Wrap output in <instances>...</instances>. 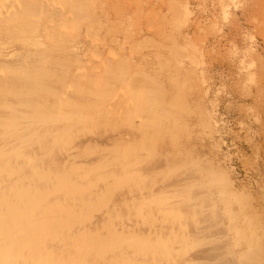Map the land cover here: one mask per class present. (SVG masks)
<instances>
[{"label":"bare ground","instance_id":"6f19581e","mask_svg":"<svg viewBox=\"0 0 264 264\" xmlns=\"http://www.w3.org/2000/svg\"><path fill=\"white\" fill-rule=\"evenodd\" d=\"M33 1L0 0V264H109L114 256H119L114 259L118 260V264H127L129 258H132V264H240L241 262L246 264L245 260L249 263L253 262L255 259L250 261L251 257H244L245 260L240 257L238 253H245L242 250L237 253L238 255L232 253L233 251L229 249L231 245L228 247L230 251L226 250L231 236L228 233L235 229L230 222L236 214L234 217L229 210L234 197L231 200L230 197L221 195L222 198H228L227 202H223L222 214L229 219L228 226L230 225L232 230H229L230 226L224 229L223 224L217 220L222 218L221 212L218 215L219 209L214 208V202L220 199L219 195L223 189L219 188L221 186H216L215 176L211 175L212 173L202 172L204 166H201L200 172L199 166L197 165L196 168L195 165L198 169L197 175L191 171L190 177L186 174V176L180 175L174 178L171 176L174 174V167H171L173 173L171 172V175L167 177L164 175L166 179L168 178L167 180L161 177L165 180L160 178L161 180L158 179V181L154 177L155 183L146 186L149 183L148 180L153 179V174L156 175V172L159 174L157 170H161L167 164L166 160L170 158L166 159V156L157 157L156 160L152 158L151 162L148 159L152 157L151 155L145 157L148 153L153 156L158 155L153 149H148L147 136L149 135L144 125L149 121L147 119L150 115L149 109L142 106V102L135 103L136 97L141 96L148 88L139 89L142 85L138 82L142 76L136 78L137 74H135L136 76L131 79L125 72L120 74L122 69L115 66L122 61L128 67L140 68L149 65L151 78L160 82L164 71L160 62L166 57L177 56L183 50L182 45L174 44L172 37L175 27H178L176 20L181 14L179 4L183 1L126 0L129 3L133 2L135 7L146 8V12H142L143 21L139 23V28L145 30L144 37L147 39L149 36L153 37L152 40H148L149 42L146 41L147 43L144 37L134 36L133 32L139 31L138 28L130 29L135 19L132 21L126 16L124 21L127 23L122 21L123 24H128L125 27H118V20L108 24L105 19H103L105 21L98 20L97 15L100 14L98 10L102 7L95 9L97 10L95 17L89 14L86 17L87 7L83 12L86 0H36V4ZM114 3L111 0L106 3L111 11L116 6ZM91 5L94 6V3ZM164 6L167 8L166 13L163 11ZM189 7L192 6L189 5ZM200 8L202 12L203 7L200 6ZM203 12L206 14L204 10ZM81 17L86 19L80 24ZM190 19L189 21L200 29L205 23L200 20V17ZM37 23L43 24L45 40H35L34 45L46 44L52 52L48 48L45 50L53 55L40 57L37 65L31 66L30 62L34 60L30 61L27 55L17 52L12 43L15 39L25 45V41L32 36L33 27H37ZM79 35L85 41L86 52L77 56ZM140 35L143 34L140 33ZM165 36L168 39H165ZM60 54L66 55L59 57ZM134 58H138L136 62H133ZM46 64L51 65L52 68H48ZM132 70L134 72V69ZM155 80L153 81L156 82ZM131 98H134V102H131ZM147 100L150 101V98ZM120 101L124 102L117 104ZM158 109L156 107V111ZM114 125L118 126L117 130L112 127ZM102 126L106 127L102 129L106 130L105 132H99L100 128L99 131L96 130ZM115 149H118V152H114ZM116 152L119 154H115ZM145 158L148 161H145ZM157 159L160 162L156 163ZM180 159L179 157V161ZM159 163L162 165L161 168L157 167ZM179 165L182 168L183 163ZM167 168L170 169V165ZM123 176L128 177L121 180ZM82 180L84 181L82 196L90 199V203L94 206L102 202L96 194L103 189L114 188L118 192V197L115 198L116 194H114V207L118 209L115 208L113 213L109 210L110 206L108 210L113 215L109 216L110 218L105 216L107 225L116 228L111 234H116L118 238L119 242H115L120 248L118 252L109 253L110 250H106L104 256L98 255L100 258L94 254L95 252L92 253L90 246L93 239L88 238L87 244H82V240L79 239V236L84 233L80 231L83 229L78 220L79 224L73 227L56 228L55 224L62 222L56 218L62 219L65 216H62L63 211L51 213L47 210L48 206L55 205L58 199L61 200L59 191L63 192L67 186L72 188ZM219 180L222 182L221 179ZM38 189L43 195L41 200L34 198L38 196L36 195ZM230 191L226 189L223 193ZM105 196V198L108 197L106 194ZM84 197L83 200L86 201ZM128 201L134 213L129 211L130 209L129 214L120 213L119 220L116 219L117 223H115L114 218L118 210L124 209ZM66 202H69V206L73 205L70 204V199ZM62 205L68 208L67 203ZM77 207L78 212L75 209L76 213L73 211L72 215L79 213L80 206ZM109 211L107 213H110ZM154 211L159 214L151 218L149 213ZM167 211L178 214L175 217L162 216ZM82 212L80 211L84 214ZM142 212L144 215H140ZM213 212L219 218L216 217V219L217 215L213 216ZM99 215L97 217H101V221H104V216ZM85 217L88 216L85 215ZM98 219L96 218L94 223L97 220L99 224ZM64 220V222L67 221L66 218ZM70 222L73 223L74 219ZM250 225L252 226L251 223ZM96 227L98 229V226ZM96 227H92L95 229L93 231H97ZM256 227L258 229V225ZM235 231L238 232L237 229ZM259 231H261L260 228ZM254 235L257 234L254 233ZM237 239H239L238 236ZM200 241H203L201 246ZM131 244L138 245V252L134 250V253L142 254V258L141 255L138 256L139 258L137 255L129 256L128 250ZM116 245L114 244L115 247ZM252 245L251 242L249 247L251 248ZM257 253L262 257L261 252L257 251L256 255ZM248 254L249 252L245 255ZM258 260L256 259L257 262L254 261L253 264L261 262Z\"/></svg>","mask_w":264,"mask_h":264},{"label":"rangeland","instance_id":"374dc122","mask_svg":"<svg viewBox=\"0 0 264 264\" xmlns=\"http://www.w3.org/2000/svg\"><path fill=\"white\" fill-rule=\"evenodd\" d=\"M28 1L30 2V0ZM106 1L109 2L110 0H89V1L86 0V5L85 7L83 6V12H85V8L87 7L86 11L88 13H86L87 15L85 16L87 17L89 14L95 17L94 14L97 12V10L95 9L97 7H102L103 9L100 8L98 10L100 11L98 13L101 14V15L100 14L97 15L98 20L100 21L106 20L108 24L115 23L116 21L114 22V20H118L117 22L119 23L118 27L119 26L125 27L128 26V24H125L127 22H125L124 20H126V16L130 17L132 21L135 19L134 21L136 22V24H134L135 22L133 21V24L131 25L132 28L130 27V29L133 28L139 29V31L133 32L135 34L134 36H136L137 38H141V36L144 37L145 30L144 29L141 30L139 28V23L143 21L142 12L144 13L146 12V8L144 6L135 7L133 6V2L129 3L126 2V0H111L113 1V3L114 1H116L114 3L116 4V6L115 8L113 7L111 11V8L108 7ZM182 1L183 3L179 4L181 14L176 20L178 24L177 25L178 29L175 27V30L172 33V37L174 44H176V46L182 45L183 50L180 52V54H177V56L175 55L174 57H166V59L164 58L165 62L163 60L160 62V64H162L160 66H163L164 69L163 71L164 77L162 76L160 82H157V80L151 78L149 72L150 69L149 65L141 66L140 68L138 66L128 67L122 61L120 63H116L115 66L122 69L119 72L120 74H122V72H125L129 77H131V79L133 78V76H136L135 74H137L136 78L144 76L143 77L144 79L142 77L141 80L140 78H138L140 80V82H138L140 83L139 85L143 86V87L140 86L139 89L143 90L144 87H147L149 89V90L146 89L148 95L146 92H144L141 96L138 95V97H136L137 99L135 98L136 99L135 103L142 102L141 103L142 106H145V108L149 109L148 114L150 115H148L147 117L149 121H147V124L144 125V127L146 126L145 128L147 129L149 135L147 136L148 137L147 142L149 144L148 149H153L155 154L157 152L159 156L158 155L153 156L152 154L146 152L148 154L145 157L151 155L152 157H148L149 161L151 162L152 160H156L157 157L166 156L165 157L166 159L169 158L171 159V161L170 159L166 160L167 164L166 163L165 164L168 166L163 164L165 165L163 166L164 168L160 163L159 166L157 165V167L160 168L162 167L163 169L162 168L161 170L158 169L157 171H159L158 172L159 174H157V172L156 175L153 174L152 176L153 179L148 180L149 183L146 184V186L152 185L153 182L156 181V179L157 180L162 179L164 181L166 179L165 177L169 176V174L171 175L172 172L171 169L173 167H174L173 172L175 175L174 174L171 175L173 176L172 178L177 176L179 177L180 175L186 176V174H188L187 177H190V175L192 176L191 174L192 172L194 173L198 171L201 172V168L204 166L202 172L208 173L209 171V174L212 173L211 175L215 176L214 178L216 181V186L218 187L221 186L219 188L223 189V191L221 190L220 192L221 194L216 193L217 195L220 194L219 195L220 199L219 200L216 199L214 202L215 203L214 208L217 210L219 209L217 211V214L220 215L219 212H221L223 219L220 218L221 221L217 219L216 217H218V215L216 213L214 214V212H213V216L217 215L215 216V218L221 224H223L224 229H228L227 227H229L230 225L231 226L234 225L233 227H235V229H233L234 231L232 230L231 226L229 228V230H232L231 233L230 232L228 233L231 234L229 238L230 241L228 240L231 244L227 242L228 246H226V250L227 251L232 250L233 251L232 253L236 255L240 254L241 258L251 257L250 261L255 259L254 261L257 262L256 259L258 260V258L260 257L258 261L261 260V262L260 263L258 262V264H262V262L264 261V257H263L264 254V69H263L264 68V27H263L264 9H262L264 7V2H263L264 0H217V1L216 0H211V1L182 0ZM213 1L215 4H217L216 6L213 3ZM34 2L36 4V0H34L33 3ZM89 2L91 4L94 3V6H92ZM188 3L192 7H189ZM100 4L102 5L100 6ZM197 6H199L198 7L199 10L202 9L200 8V6L203 7V10L206 12L208 17L203 12V10L202 12L201 10L200 11L197 10L198 9ZM165 7L166 6L163 7L164 8L163 11L166 13L167 8ZM116 8L118 9L116 10ZM108 9H110V11ZM189 10L190 12H188ZM218 12L219 14H217ZM198 16L200 17V20H203L205 22L203 23V21H201L205 25V26L202 25L203 27L201 26L202 27L201 29L197 28L192 22L189 21L191 20L190 19L191 17L199 18ZM86 17L85 18L81 17L82 20L79 23L81 24L83 21H85ZM207 18L209 20H207ZM119 19L120 20L122 19L121 22ZM111 20H113V22ZM185 20L188 21L189 23L186 22ZM122 21H124L125 23L123 24ZM206 21L207 22L210 21L211 23L210 24L209 22L206 23ZM37 24H36L37 27L36 26L33 27L32 36L27 38V40L25 41V45L22 42H17L15 39H13V43H12L14 49L17 52L24 53L25 55H27L30 61L34 60L33 61L34 63L30 62L32 64L31 66H36L43 56L47 55V57H50L51 55H53V53H50L49 51L45 50V48H48V50H50V48L46 46V44L43 45L42 43H38L36 45L37 47L34 45L35 40H43V41L45 40V36L43 34L44 28L42 27L43 24L42 25L41 23H37ZM206 28L208 31L206 30ZM140 33L143 35H140ZM166 33L167 32H165V34ZM209 33L211 34L207 35ZM78 38L80 42L77 45V51H76L77 56L83 55L86 52L85 41H83L80 35L78 36ZM152 38H153L152 36H149L148 39L147 37H144L143 39L145 43H147L149 42L148 40H152ZM165 39H168V37L165 36ZM73 41L75 43V40ZM218 42L220 43V45L218 44ZM64 55L66 54H60L59 57ZM126 55H128V53ZM137 59L138 58H134L133 62H136ZM46 65L48 66V68H52L51 65L49 64ZM164 66L167 67L164 68ZM169 68L173 70H170ZM132 69H134L135 73L133 72ZM129 74L132 76H130ZM167 79H169V81H166ZM153 80H155L156 82H154ZM145 95L146 97H143ZM149 98L150 101L147 100ZM133 100L134 98L133 99L131 98V102H134ZM124 101L117 102V104H121ZM154 106H156L157 109L158 108L159 109L156 111V107ZM49 107L52 106L49 105ZM157 112H159V114H157ZM105 123L110 125L113 124L110 122H105ZM112 127H114L116 130L118 128L117 125H114ZM103 128L106 127L103 126L102 128L98 127L96 130H98L99 132H105L106 130H102ZM115 151L118 152V149H115L114 152ZM121 151H119V153ZM117 152L115 154L118 155L119 153ZM167 155L168 156L171 155V156L168 157ZM172 157H174V159ZM179 157L181 158L180 161H179ZM148 159H146L145 161H148ZM158 159L156 163L160 162ZM114 160L116 161V158ZM181 162L183 163L182 168L181 165H179L182 164ZM184 162L186 163L184 164ZM153 163L155 165V162ZM169 165H170V169L167 168L169 167ZM195 165L196 168L199 166L198 169L200 168V170L196 169ZM186 166H188V168H186ZM175 169L180 170V172H177V170ZM171 176L169 177L170 179ZM127 177L128 176H123L120 179L125 180ZM161 177H164L165 179ZM217 178L221 179L222 182H220V180ZM198 179L201 180L200 177H198ZM80 182H82V184H80ZM80 182L75 184L77 188L76 186L72 188L71 186H67V189L63 191L64 194L63 192L59 191V195L62 196V198L61 196L59 197L61 198V200L58 199V202L55 203V205L52 204L51 206H48L49 209L47 210H49L51 213H54V211L56 212L63 211L62 216L63 217L65 216L62 219L56 218V220H62L60 224L59 223L55 224L56 228H59L61 226L73 227L74 225H77L80 222V226L83 229L80 231L83 232L84 234L81 233L82 235L79 236V239L80 241L82 240L81 242L82 244H87L88 238L93 239L91 240V246H90L91 247L90 251L92 253L95 252L94 254L95 255L97 254V256L98 255L104 256V252L106 250H110L109 253L112 251L118 252L119 251L118 249H120L119 246L116 245V243L119 242L118 238L116 234H111V232H114L113 229L116 230V228L114 226H108L106 223L107 222L106 218H110L111 215H113L112 212L114 213V209L116 208L114 207L115 206L114 201L115 198L119 196L117 194L118 192H116L114 188L111 189L109 188L110 190L103 189L102 190L103 192L101 191L99 194H96L97 196L95 195L96 197L99 198L100 202L101 201L102 202L99 205L94 206L92 205V203H90L91 202L90 199L88 200L84 196H82L84 181L82 180ZM217 183H219V185H217ZM226 189L228 191L229 190L231 191L228 193L225 192L224 194L223 192ZM39 190L40 189L37 190L38 194L36 192V195L38 196L34 197L37 200L38 199L41 200L42 199L41 196H43L41 195ZM232 192L234 193L233 196H232L233 194ZM184 193L187 194L186 192ZM105 194L108 196L107 198H105L106 197ZM114 194H116L115 198H114ZM222 194L224 197L225 196L230 197L231 200L234 197L235 200V201L232 200V203L230 204L231 206L229 205L230 213L232 212L231 215L234 216L236 214L235 215L236 217L234 216L235 218H233L232 216L233 220L231 222L229 221V219H226V217H224L222 214L223 212L222 208L224 207L223 202L228 201L227 200L228 198L221 197ZM76 195L78 197H76ZM109 195L110 196L112 195L111 197H113L112 198L113 200L111 199V197H109ZM83 197L84 199H86V201L83 200ZM75 198H77V200ZM68 199H70L71 202L70 204L73 205L71 206L68 205L69 202H66ZM79 199L83 201L81 202ZM61 201L63 203H67L68 208L64 207ZM76 203L79 204V205L77 204V206H80L81 210L79 208V213L72 215L73 211H75L76 213L77 210L78 212V209H76L78 207L75 206ZM107 203H111V204L108 205ZM129 206L130 205L128 201L127 204L124 205V209L118 210L119 211L117 212L118 214L117 213H116L117 215L115 214L117 217L115 216L114 218L115 223H117L116 219L117 221L119 220L120 213L126 214V212L128 213L129 211H132ZM91 207H92V211H91ZM125 207L127 208L126 210ZM69 209L71 210V212ZM108 209L112 212H110ZM80 211L84 214H81ZM108 211L110 213H107ZM132 213L134 212L132 211ZM156 214L158 215L159 213H155V211L149 213L151 218L157 216ZM177 214L174 213L172 214V212L167 211L166 213H164V215L162 214L161 215L167 217L168 216L175 217ZM85 215L88 217H85ZM94 215L96 216L94 217ZM98 215L99 216L103 215L104 221H101L100 219L101 217H97ZM140 215H144V212H142ZM75 217L76 218L80 217V218L76 219ZM188 217L189 216H187V218ZM65 218L67 220L66 221L67 223L64 222ZM96 218H99L98 219L100 221L99 224L97 223V220L94 223V220ZM234 219H236L237 221H235ZM77 220L79 222H77ZM70 221H72L73 223H71ZM228 221L230 222L229 226H228ZM90 222L91 223L93 222V224H91ZM84 223H86L87 225ZM250 223L252 224V226L250 225ZM93 225L95 227L98 226V229L96 227V230L98 232L93 231L94 229L92 228L94 227ZM256 225H258V229ZM253 226L258 231L260 228L261 231L256 232L257 230ZM100 227L102 228L101 230ZM86 228L88 229L87 231L85 230ZM90 228H92V230H90ZM236 229L238 230V232L235 231ZM253 230H255V232L252 233ZM80 231L78 232V234L80 233ZM96 232L99 234H97ZM107 232H109V234H107ZM100 233H102L103 236ZM251 233L253 236L251 235ZM254 233L257 235H254ZM237 236L239 237V239H237ZM243 239L245 240V242ZM236 241L237 243H235ZM254 241L257 242L254 243ZM202 242L200 241L199 245ZM251 242L253 245L250 248L249 245H251ZM96 244L97 246H95ZM114 244L116 245V247L114 246ZM229 245H231V247L229 248L230 250L228 249ZM106 247L108 248L105 249ZM137 247L138 245H134V244L130 245V249L128 250V254L130 253L129 254L130 257H134V255L135 256L137 255V253H134V250L138 252ZM249 249H251L250 250L251 252L248 251ZM241 250L244 251L245 253L243 252L241 253L240 252ZM253 250H255L256 252L257 251L261 252L262 257L258 253H257L258 255H256V252ZM247 251L249 252L248 255L250 256L245 255L248 253ZM140 255L142 258L143 255L140 253L139 255H137V258H139ZM253 255L256 256L254 257ZM257 256L258 258H256ZM116 257L117 256L112 257L109 264H111L112 262L113 264H118L117 262L118 260H114V259H117L119 256L117 258ZM131 259L129 258L127 260L128 261L127 264H132ZM129 261L131 262L129 263ZM244 262L246 264H253V262L249 263V261L247 260H245Z\"/></svg>","mask_w":264,"mask_h":264}]
</instances>
